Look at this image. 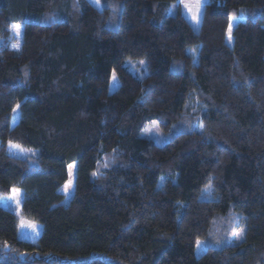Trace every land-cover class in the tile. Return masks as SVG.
<instances>
[{"label":"trees","instance_id":"1","mask_svg":"<svg viewBox=\"0 0 264 264\" xmlns=\"http://www.w3.org/2000/svg\"><path fill=\"white\" fill-rule=\"evenodd\" d=\"M179 3L0 0V197L43 226L21 239L0 203V264H264V0H205L199 32Z\"/></svg>","mask_w":264,"mask_h":264},{"label":"rangeland","instance_id":"2","mask_svg":"<svg viewBox=\"0 0 264 264\" xmlns=\"http://www.w3.org/2000/svg\"><path fill=\"white\" fill-rule=\"evenodd\" d=\"M91 4H93L98 9H103V0H99V2H94V0H88ZM205 0H180L179 4H174L170 9L171 14H175L177 9L179 8L182 14L186 17V19L190 22L191 26L196 32H199L202 15L204 10ZM187 5V7H185ZM197 5H199V22L193 19V16L197 15ZM240 21L238 18H233L231 20L232 24V32L236 25V23ZM14 26V25H13ZM13 26L11 30L14 36V42L12 44V48L17 50L21 47L22 44V25L19 26V34L16 30H14ZM229 42V39H228ZM232 42V40H231ZM128 70L133 73L134 75H144L147 73L146 61L145 59L135 60V61H128L126 64ZM141 76V77H142ZM120 85L119 79L117 75L114 73L111 77L110 83V92H114ZM19 119V109H15V115L13 118V125ZM201 129H203V124L201 125ZM174 132L166 133L161 131L157 122H153L152 124L148 125L147 128L143 131L142 136L153 140L158 145H164L168 141L172 139L174 136ZM7 149L10 155L22 158V159H29L32 156H36V151L33 148L25 147L23 145L9 142L7 144ZM76 173H77V164L73 163L68 167V180L61 188V192L65 195L64 204H69L70 200L74 196L75 190V180H76ZM199 198L201 200H208L213 198L211 186L205 187ZM24 199V190L21 188H13L11 192L6 195L0 197L1 206L5 209H8L15 213L18 217V235L21 239L36 242L37 239L40 237L43 231L42 224L35 222L31 219H28L22 215L21 208L22 202ZM244 228V226H243ZM244 236V230L242 235H239L237 239L242 240ZM206 248L205 242L199 241L197 244V256H201Z\"/></svg>","mask_w":264,"mask_h":264},{"label":"snow or ice","instance_id":"3","mask_svg":"<svg viewBox=\"0 0 264 264\" xmlns=\"http://www.w3.org/2000/svg\"><path fill=\"white\" fill-rule=\"evenodd\" d=\"M94 2L98 3L99 0H94ZM185 7H187V5H185ZM193 19H195V20H197V22H199V5H197V15L193 16ZM13 28L19 34V26L14 25ZM228 39H229V42H231V40H232V24L231 23L229 24V27H228Z\"/></svg>","mask_w":264,"mask_h":264}]
</instances>
